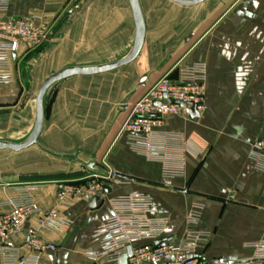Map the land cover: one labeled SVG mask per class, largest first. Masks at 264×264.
<instances>
[{
  "label": "crops",
  "instance_id": "crops-1",
  "mask_svg": "<svg viewBox=\"0 0 264 264\" xmlns=\"http://www.w3.org/2000/svg\"><path fill=\"white\" fill-rule=\"evenodd\" d=\"M138 1L146 30L139 56L53 85L38 143L21 151L34 148L31 160L0 165V213L27 189L43 211L56 208L66 221L47 229L32 217L28 224L57 250L30 251L19 235L0 246V264L13 255L29 259L14 264H94L91 254L106 238L98 230L114 214L111 200L130 194L152 200L151 215L168 219L175 243L183 245L191 229L198 232L195 251L207 260L224 256L238 264L264 240V168L253 147L264 139V0ZM0 15L32 16L48 30L41 46L11 54L12 81L0 84V112L17 109L26 87L66 66L125 57L136 34L129 0H9ZM196 63L206 66L207 108L197 117H169L150 138V150L135 148L123 132L133 104L164 75ZM93 159L123 181L104 190L95 206L90 195L60 204L63 183L82 184L98 172L83 168ZM197 205L199 218L189 225Z\"/></svg>",
  "mask_w": 264,
  "mask_h": 264
},
{
  "label": "built area",
  "instance_id": "built-area-1",
  "mask_svg": "<svg viewBox=\"0 0 264 264\" xmlns=\"http://www.w3.org/2000/svg\"><path fill=\"white\" fill-rule=\"evenodd\" d=\"M8 1L0 0V12L5 10ZM47 34L46 26L36 25L32 16L12 18L0 15V84L12 81L9 72L11 54L21 47L32 49L41 46L47 39ZM205 78L206 66L196 63L181 68L176 76L167 74L155 82L133 104L123 126V132L130 137L132 145L140 150H150V138L169 117H189L188 110L192 108H196L199 114L202 113L207 108ZM253 147L262 159L260 167L264 168V139L254 141ZM82 180V184H77V181L63 183L57 191V201L64 204L67 198L81 195H99L101 199L105 193L104 186L118 184L123 178L111 170L94 172ZM35 184L42 183L29 185ZM111 203L114 214L98 230L106 238L102 242L101 251L91 254L95 259L94 264H119V258L127 252L128 246L133 250L129 264H233L224 256L207 260L197 255L195 246L200 234L192 229L188 231L183 245L172 241L169 237L172 228L168 219L151 215L152 200L148 196L130 194L113 198ZM7 205L11 206V210L0 213V246L15 236L25 235V244L30 251L42 253L57 250L56 244L42 239L37 229L28 224L32 217L38 216L42 227L58 228L66 221L57 218L56 208L43 211L27 189L22 196L9 199ZM199 207L197 205L189 212V225L197 222ZM159 239L163 240L156 243ZM253 246L256 254L242 259L238 264H264V240ZM102 258H105L104 262L100 260ZM4 260L6 264H14L19 260L29 261L26 257L19 259L15 255L4 257ZM34 264H37V260Z\"/></svg>",
  "mask_w": 264,
  "mask_h": 264
},
{
  "label": "water",
  "instance_id": "water-1",
  "mask_svg": "<svg viewBox=\"0 0 264 264\" xmlns=\"http://www.w3.org/2000/svg\"><path fill=\"white\" fill-rule=\"evenodd\" d=\"M133 11V17L135 21L136 34L134 45L131 51L123 58L96 65H71L66 66L58 71L51 73L39 86L38 91L35 96V122L30 134L20 142H14L9 140L0 139V150H10L19 153L35 144L38 143L39 136L42 132L44 120H45V99L46 96L53 85L56 83L76 75H94L107 71H111L127 65L133 62L140 54L144 42H145V22L142 15V11L138 0H129ZM174 2L180 3L182 5H193L202 2L203 0H172ZM192 117L199 116V112L196 108L188 110ZM83 168H89L98 172H105V170L96 166V161L93 159L89 163L83 164ZM106 192H110L111 188L109 186H104ZM100 200L99 195L93 196L90 206H95L97 201ZM163 239H159L156 243L161 242ZM133 250L131 246H128L127 252L123 253L119 258V264H129V257L132 256ZM191 255H189L190 257Z\"/></svg>",
  "mask_w": 264,
  "mask_h": 264
},
{
  "label": "rangeland",
  "instance_id": "rangeland-1",
  "mask_svg": "<svg viewBox=\"0 0 264 264\" xmlns=\"http://www.w3.org/2000/svg\"><path fill=\"white\" fill-rule=\"evenodd\" d=\"M38 88L39 86L26 87L23 91V103L17 109L0 112V139L20 142L30 134L35 122L34 103ZM33 149L19 153L0 150V165L9 169L22 165L31 160Z\"/></svg>",
  "mask_w": 264,
  "mask_h": 264
},
{
  "label": "trees",
  "instance_id": "trees-1",
  "mask_svg": "<svg viewBox=\"0 0 264 264\" xmlns=\"http://www.w3.org/2000/svg\"><path fill=\"white\" fill-rule=\"evenodd\" d=\"M46 112V111H45Z\"/></svg>",
  "mask_w": 264,
  "mask_h": 264
}]
</instances>
